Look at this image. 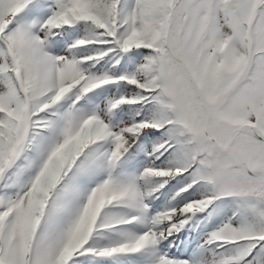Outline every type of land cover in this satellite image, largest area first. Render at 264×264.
<instances>
[{
  "label": "snow or ice",
  "instance_id": "1",
  "mask_svg": "<svg viewBox=\"0 0 264 264\" xmlns=\"http://www.w3.org/2000/svg\"><path fill=\"white\" fill-rule=\"evenodd\" d=\"M0 264H264V0H0Z\"/></svg>",
  "mask_w": 264,
  "mask_h": 264
}]
</instances>
